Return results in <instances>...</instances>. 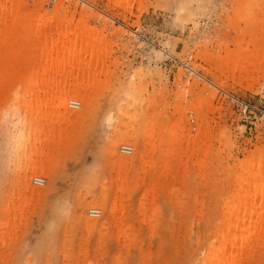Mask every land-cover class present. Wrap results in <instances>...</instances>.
Instances as JSON below:
<instances>
[{
    "label": "rangeland",
    "instance_id": "374dc122",
    "mask_svg": "<svg viewBox=\"0 0 264 264\" xmlns=\"http://www.w3.org/2000/svg\"><path fill=\"white\" fill-rule=\"evenodd\" d=\"M58 1L49 0L53 4L48 9ZM73 1L80 6L77 18L86 5L106 19L113 37L110 61L116 60L110 67L113 74L110 79V73L103 74L101 82H91L80 96H68L71 103L61 108V123L50 126L53 134L36 136L41 142L34 146L32 170H26L30 157L12 140V128L0 115V264H196L197 257L212 250V230L220 220L227 221L226 210L249 209V204L237 205L241 185L235 163L264 146V76L252 88L232 79L224 83L222 72L197 58L193 48L207 33L216 34L208 43L211 51L221 40L259 35L264 0H203L201 8L195 7L200 12L197 31L176 15L187 0H143L141 12L138 2L133 12H126L115 0ZM100 19L91 18L90 25L103 28ZM38 60L31 55L12 60L17 71L6 83V97L30 80V65ZM142 68L155 82L148 81L147 100L132 104L117 140L108 114L117 113L120 80ZM195 81L202 89L189 95L188 103L210 106L209 119L216 128L219 122L227 128L229 140L216 142L223 155L212 154L204 167L199 152L190 150L193 133L176 132L178 113L166 128H154L144 116L152 103L157 107L162 90H169L165 102L173 103ZM63 98L58 96L56 103ZM14 105L3 104L4 112ZM162 106L155 110L163 111ZM189 109L183 119L194 125L197 114ZM170 111H175L172 104ZM43 124L51 133L45 119ZM232 252L233 264H264V214L259 229L239 237Z\"/></svg>",
    "mask_w": 264,
    "mask_h": 264
},
{
    "label": "bare ground",
    "instance_id": "6f19581e",
    "mask_svg": "<svg viewBox=\"0 0 264 264\" xmlns=\"http://www.w3.org/2000/svg\"><path fill=\"white\" fill-rule=\"evenodd\" d=\"M135 2L140 4L138 8L141 12L143 0H115V4L126 12H133ZM50 3L53 4L49 0H0V115L1 119L12 128V140L23 145V153L28 155V158L30 157L31 163L26 167L27 171L32 170L34 163L32 157L37 151L34 146L41 142V139L36 136L53 134L50 126L54 128L56 121L61 123V108H66L71 103L68 96L70 94H79L80 96L91 82H101L103 74L110 73L108 76L110 79L113 74L110 67L116 61L115 59L110 61L113 54V37L112 34L110 37L104 17L100 19L97 12L94 13L89 6L83 5L81 13H79L81 17L77 18L80 6L73 0H59L51 9H48L47 6H50ZM203 5V0H189V3L187 0L186 4L184 2L176 9L177 18L180 21L192 22L194 30L197 31L200 12L195 11V7L201 8ZM252 16L253 14H250L249 17ZM91 18H97V20L99 18L105 22L102 30L98 29L97 25H90ZM244 19L247 20V17ZM235 29H239V32L244 31L242 28L235 27ZM231 35L229 34V36ZM214 37L216 34L207 33L203 41L196 43L193 48L196 51L195 56L206 61L212 68L220 70L224 76V78H220L222 82L227 83L232 79L234 82L239 81L247 88L254 87L264 76V26L259 35L251 32L248 39H237L234 36L229 42L221 40L217 49L211 51L208 43H213L210 38ZM230 44L235 45V48H232ZM30 55L39 56V60L30 65L32 72L30 80L23 87L16 88V93L6 97L8 87L6 83L12 81L17 71L12 60L14 58L28 59ZM35 68L38 69L35 70ZM189 69L192 74L196 76L200 74L199 77H204L200 72L193 71L192 68ZM147 71L144 68L135 69L129 75L125 74V78L120 80L121 87L118 89V93L122 97L118 98V101H121L118 102L117 113L112 110L107 118L115 129L112 136L117 140L122 137V126L126 125L125 119L132 115L131 112L135 107L132 104L134 102L136 104L138 101L140 103V100L143 99L147 100L145 91L150 84L148 81H151V84L155 82L152 77L148 80L150 74ZM182 73L180 72V77L183 76L184 73ZM198 88L202 89L199 82L190 83L189 88L181 91L173 103L165 102L167 97L164 93L168 89L162 90L157 107L163 103V111H156L155 109L158 110V108H155L156 104L152 105L154 104L152 103L144 111V116L150 120L149 122H152L154 128L162 126L166 128L173 114L178 113L179 117L174 124L176 132L182 131L181 135L185 131L193 133L188 138L191 145L190 150L199 152V165L204 167L206 161L213 156L212 154L215 153L218 158L223 155V151L216 148V142L222 143L229 140L226 139L227 128L220 125V122V124L217 123L218 126L216 125L218 132L215 133L216 127L209 119L212 110L209 108L210 106L197 100L188 103L191 101L188 99L189 95H193ZM158 94V92L155 93V96ZM61 95H65V98L56 103V98ZM151 98L149 96L148 100L150 101ZM231 99L245 103L234 96ZM8 101L16 105L6 107L4 112L3 104ZM185 103H187L186 108L194 110L197 114L194 125L183 119L188 118ZM171 104L175 110L173 112L170 111ZM44 119L51 133L44 128ZM199 137H201L200 140ZM261 147L253 149L246 159L235 163L237 184L241 185L237 205L249 204V209L244 211L233 208L226 210L227 221L220 220L212 230L209 240L212 250L197 257L196 264H233L234 254L232 251L237 247L238 238H243L259 229L260 220L264 214V146ZM20 148L18 149L22 151ZM58 228L60 227L58 226ZM55 230L51 229V231ZM48 232L47 235L51 233ZM55 232L52 233L56 234ZM54 237L56 238V236H51L52 239ZM49 240L51 241L50 238ZM43 241L42 243H45ZM50 241H48L49 245ZM218 244H221V248H217ZM134 245L136 248H140L139 240H136ZM42 246L45 245L42 244ZM37 249L45 250L42 247ZM222 250H224L223 253ZM109 260L111 261V259ZM119 261L120 257L118 256ZM127 264H129V260H127Z\"/></svg>",
    "mask_w": 264,
    "mask_h": 264
},
{
    "label": "built area",
    "instance_id": "2783aa9c",
    "mask_svg": "<svg viewBox=\"0 0 264 264\" xmlns=\"http://www.w3.org/2000/svg\"><path fill=\"white\" fill-rule=\"evenodd\" d=\"M194 71V70H193ZM75 103H76V105H79V103L77 102V101H75ZM127 151H130V148H129V150H127ZM43 181H41L40 183H42Z\"/></svg>",
    "mask_w": 264,
    "mask_h": 264
}]
</instances>
